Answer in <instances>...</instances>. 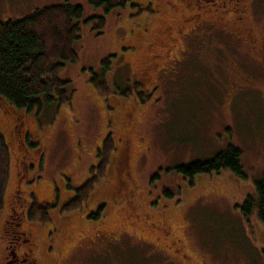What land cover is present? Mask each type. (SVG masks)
<instances>
[{
  "label": "rangeland",
  "instance_id": "rangeland-1",
  "mask_svg": "<svg viewBox=\"0 0 264 264\" xmlns=\"http://www.w3.org/2000/svg\"><path fill=\"white\" fill-rule=\"evenodd\" d=\"M197 1L128 0L105 14L90 0H0V22L61 3L85 11L74 44L79 58L59 72L69 81L71 102L54 101L40 114L0 104V129L13 160L0 235L13 228L4 222L19 176L33 161L21 194L57 207L49 210L48 223L25 224L24 230L40 245L58 240L59 264H264V225L241 210L264 177V2L249 14L254 45L244 26L248 19L234 20L222 2ZM240 8L231 10L237 16ZM95 15L106 17L101 34L84 22ZM152 53L166 71L145 82V102L133 101L134 94L101 97L94 89L91 69L101 72L103 59L117 56L105 76L115 92L141 78ZM170 58L179 62L167 69ZM19 130L26 132L23 144ZM109 132L117 150L107 177L83 209L61 212L90 178ZM229 145L242 150L247 180L227 172L189 178L175 170ZM103 204L100 218H92Z\"/></svg>",
  "mask_w": 264,
  "mask_h": 264
},
{
  "label": "trees",
  "instance_id": "trees-1",
  "mask_svg": "<svg viewBox=\"0 0 264 264\" xmlns=\"http://www.w3.org/2000/svg\"><path fill=\"white\" fill-rule=\"evenodd\" d=\"M127 2L128 0H90L94 8H102L105 14L126 7ZM147 9L153 11L151 7ZM84 14V7L81 5L61 3L39 8L17 21L0 22V104L4 108L8 106L14 112L32 114L35 111L40 114L45 106L54 101L60 106L71 102V95L66 89L69 81L61 79L59 72L65 62H75L79 58L74 44L81 39L80 22L84 19ZM84 22L93 24V30L100 34L107 23L104 15H95ZM115 58L116 55H110L103 59L99 73L91 69V81L97 93L101 97H109L114 93H120L124 97L134 94L132 99L136 103L137 98L141 103L149 99V95L137 81L131 86L120 85L115 92L110 88L105 76L111 71ZM116 150V140L113 133L109 132L98 151V163L91 166L90 178L75 189L74 195L61 207V212L70 213L84 208L95 188L107 177L112 154ZM242 155V150L229 145L212 158L180 164L175 170L189 178L227 172L235 178L247 180ZM12 161V150L0 129V212L6 207L4 196L10 183ZM255 183L256 197L249 195L241 210L248 219L255 213L264 225V177ZM32 196L27 208L28 219L35 224L48 223L51 219L49 210L57 205L48 202L42 204ZM104 207L105 204L99 206L97 213H92L91 217L100 218Z\"/></svg>",
  "mask_w": 264,
  "mask_h": 264
},
{
  "label": "flooded vegetation",
  "instance_id": "flooded-vegetation-1",
  "mask_svg": "<svg viewBox=\"0 0 264 264\" xmlns=\"http://www.w3.org/2000/svg\"><path fill=\"white\" fill-rule=\"evenodd\" d=\"M190 2V0H189ZM197 2H204L205 4L207 3L208 5H212V4H217L218 2H222L221 4L223 5L222 7H225L226 9H228V12H230L231 16H235L236 18L234 20L237 21H241L244 19H248V21H244L246 22L247 25H244L247 28V37L253 38L252 39V43L254 45L257 44V38H255V34H254V27H250V12L254 11L256 9V7H260V5H262V3L264 2V0H198ZM189 4V3H188ZM192 3H190L191 5ZM240 8L238 15H235V12L237 11H232L231 9L234 8ZM209 10H206V12ZM212 11V9L210 10ZM198 27V26H196ZM196 27L194 28L195 31L198 30L196 29ZM241 35V34H240ZM241 37V36H240ZM168 57H170V54H167ZM158 56L154 53H152V56L147 60L150 61L149 63H144L145 66L143 67L141 73H140V79H133L135 82H139L142 86L145 85V82L148 83L149 80H151V74H153V72H157L158 74H160L162 71H164L165 67H159V65H157V58ZM170 61L171 66H169L167 69H169L170 67H174L177 62H179L176 58L175 59H168ZM177 60V62H176ZM155 62V63H154ZM166 71V69H165ZM164 71V72H165ZM134 83V82H133ZM158 86H154V89H156ZM129 113H127L128 115ZM130 117L132 116L131 114L129 115ZM129 120V118H128ZM130 121V120H129ZM15 126V125H14ZM18 128L20 127V125H16ZM18 130V129H17ZM18 136H23L22 143L24 142V135L26 132H19L17 131ZM42 149H39V153H41ZM26 153L28 155H30L27 150ZM38 153V154H39ZM40 155V154H39ZM38 155V156H39ZM36 159V161L38 160V157L36 158V156L34 157ZM33 158V159H34ZM30 159L33 160L31 158L30 155ZM128 160V158H126ZM26 163V162H25ZM24 163V164H25ZM33 163V161H30V164H25L27 166H25V170H26V175L24 176H19L18 179V184L17 187L18 189L16 190V194H14L13 199H12V204L11 205V211L10 213L7 215L8 218L5 220V224L6 227H9L11 225H13V228L7 229L3 231V235H0V264H43L45 260H47V258H51L53 264H59V260H60V256L61 253L63 252L62 248L60 247V245L58 244V240L53 241H49L48 243H43L44 245H40L39 242L41 241H35L37 239L36 236H34V234L32 232H30L29 229L24 230L25 224L30 225L31 222L28 219V215H27V208L30 205L29 203L31 202V199L29 200V197H27L26 195H22L21 193H23L24 191L21 187V184H24V177L27 178L30 175V168H31V164ZM38 162L35 163V165ZM125 163H127L125 161ZM128 170V167L125 166V170ZM31 179V178H30ZM29 180V179H28ZM53 191V190H52ZM53 194V192H52ZM14 204L16 206H14ZM43 204V203H42ZM46 204V203H44ZM53 205V203H50ZM44 230V229H43ZM12 232V234H10ZM52 230L49 231V239H52ZM12 236V237H11ZM58 246H57V245ZM184 257H186V255H184ZM45 264V263H44Z\"/></svg>",
  "mask_w": 264,
  "mask_h": 264
}]
</instances>
